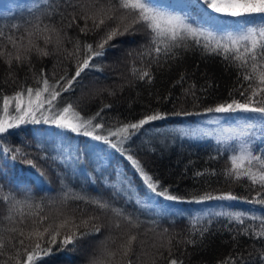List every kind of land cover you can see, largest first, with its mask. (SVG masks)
I'll list each match as a JSON object with an SVG mask.
<instances>
[{
  "label": "trees",
  "instance_id": "obj_1",
  "mask_svg": "<svg viewBox=\"0 0 264 264\" xmlns=\"http://www.w3.org/2000/svg\"><path fill=\"white\" fill-rule=\"evenodd\" d=\"M150 2L170 13L188 14L192 23L205 26L213 24L200 7L195 5V0ZM87 3L88 0H47L33 9L0 17V32H3L5 37L0 39V51L15 54L16 49L12 48L6 39L8 36L16 39L18 44L23 38L22 43L27 45L26 34L28 31H35L32 25L37 22L41 28L45 24H54L57 28H64L68 37L94 42L100 33L90 32L86 36L82 34L77 25L83 27V19L78 18L72 27H66L71 18L70 14L75 11L79 17L82 15L81 7ZM72 5L76 6L75 9ZM58 12H63L68 19L62 20ZM212 15L217 17L218 23L215 24L236 27L243 23L235 18ZM49 16L52 18L49 19ZM256 19L259 20L258 17ZM88 23L91 24V21ZM42 35L37 33L31 39L44 47V41L40 38ZM146 42L147 38L142 32L117 36L110 42L113 46H106L105 55L93 61L99 70H85L78 78L79 83L74 84L73 89L63 93L59 99L73 102L82 116H92L103 109L97 119L104 123L105 127H113L121 122H136L154 111L162 115V119L145 125L124 145L162 187H167L171 194L181 198L177 201H166L152 195L158 203L182 207H224L229 212H243L246 217L251 216L250 212L259 210L260 216H264V206L245 202L256 197L257 191H260L259 186L252 185L246 177L236 180L224 175L225 170L231 167L232 154L229 151L221 149L213 140H171L170 143H159L151 136L153 130L165 124L193 123L213 114L244 119L259 118L257 113L207 111L209 107L230 101V92L236 99L243 101L244 97H241L238 91H232L234 87L238 88L240 83L247 84L242 80L237 81L239 70L222 56L206 55L198 48L187 51L177 49L178 55L175 59L167 63L162 61L161 65H150L151 83L147 78L139 80L133 76L132 68L149 67V57L141 59L138 56L141 46ZM64 47L71 50L73 45L66 41ZM48 50L52 52L53 46L48 45ZM21 54L23 55L22 50ZM64 55L58 53L41 56L33 50L29 60L21 63L13 60L11 68L5 63L6 55L0 57V94L12 95L22 86L35 87L34 73H39L41 69L48 77L55 73L59 78L65 71L71 76L75 71V62L73 59H65ZM181 75H184L185 79L178 83ZM192 85L195 87L192 88ZM105 105L110 107L105 108ZM1 106L2 101L0 108ZM59 144L67 147L66 158L62 156L61 147L57 148ZM88 145L89 141L82 135L44 123L21 124L0 135V233L9 235L3 231L10 223L5 219L9 204L3 201V195H10L21 201L30 198L31 203L42 204L43 214L49 215L50 218H55L57 210L77 221L88 219L90 216L99 217V220L93 221L100 225L99 233L77 239L63 250H59L61 246L58 238L52 253L42 257L38 264H91L93 259H107L102 256L105 246L117 252L112 264H119L121 257L118 249L129 234L137 236L133 243V254L130 256L133 264H152L153 260L155 264H168L170 258L182 260L183 264H221L229 256L232 257L229 264H261L259 253L264 246V239H252L248 235L237 234L234 240L233 235L243 226L235 221L229 224L225 217H212L211 229L205 234L203 241L197 239L194 245L180 242L188 238L191 218L145 216L114 183L117 176L114 169L116 167L121 174H127L136 193H147L146 187L130 163L124 157L116 159L110 154V161L103 172L96 171L93 169V162L85 153L88 152ZM17 147L24 155L13 161L11 155L15 154ZM4 149L10 150L7 156L3 154ZM252 151L257 155L262 154L256 153L257 147ZM25 158L33 160L36 167L22 162ZM229 192L240 199L195 202L206 193L219 196ZM77 196L103 199L138 220L139 225L132 227L122 218L115 217L110 210L101 212L94 204L75 199ZM24 211L28 212L29 209L25 207ZM116 224L120 226L117 228ZM245 224L258 227L259 221L246 218ZM80 231L87 229L81 228ZM169 238H172L171 257L167 251ZM158 253L163 256L159 257Z\"/></svg>",
  "mask_w": 264,
  "mask_h": 264
},
{
  "label": "snow or ice",
  "instance_id": "obj_2",
  "mask_svg": "<svg viewBox=\"0 0 264 264\" xmlns=\"http://www.w3.org/2000/svg\"><path fill=\"white\" fill-rule=\"evenodd\" d=\"M47 2V0H45ZM203 14H206L208 20L212 23H218L217 17L212 14H219L225 18H235L243 21L237 25L238 31L218 32L210 27H204L200 23H192L188 14L178 15L163 11L150 3V0H88V3L81 7L82 15L77 17L75 11L70 14V20L66 27H72L76 20L83 19L84 26L79 30L85 36L90 32L100 35L94 42L82 41L79 38L67 36L64 28H57L54 24L49 26L45 24L43 28L37 22L32 25L35 31H28V43L18 44L12 36L6 37L12 48L16 49L15 54L8 52L5 54L0 51V57L6 55L5 63L9 68L13 60L21 63L30 59V54L35 52L41 56L53 54H65V59H73L75 62L74 74L69 76L64 74L56 77L55 73L51 77L45 75L43 69L39 73H34L36 86H22L12 95L0 94L2 101V114H0V135L8 133L12 128H17L21 124H52L57 128L67 129L78 135L90 137L94 141H101L111 149H115L121 156L130 163L131 168L139 176L143 185L147 189L145 198L152 195L161 197L166 201H177L180 197L169 192L167 187H162L158 180H155L143 167L139 159L135 158L127 149L123 147L130 141L140 129L152 121L162 119L159 112L154 111L145 115L136 122H121L113 127H105V124L97 118L101 116L103 109H100L92 116H82L73 102H64L59 98L63 93L73 89V85L79 83L81 74L88 69L99 70L98 65L93 63L95 58L103 57L106 53V46L110 44L117 36L125 34H136L142 32L147 38V42L141 46L138 56L143 59L149 57L148 65L142 69L132 68V74L139 80H145L151 83L152 74L150 65L155 63L161 65L169 60L175 59L178 55L177 49L187 51L188 49H199L206 55L222 56L224 60L238 69L237 81L239 87H234L233 92L238 91L243 101L236 99L229 93L231 100L218 104L216 107H209L208 112L216 113H257L259 119L255 123H246L239 133L241 138L251 134V130L260 127L264 129V0H195ZM75 9V5H72ZM59 6L57 5V9ZM211 10L209 13L208 10ZM57 13H53L55 15ZM62 20H67L63 12H58ZM259 18L257 21L256 18ZM52 17L49 16V19ZM91 21V24L88 22ZM137 25H142L138 28ZM37 33L43 34L40 38L44 41V47L31 39ZM4 34L0 32V39ZM72 43L71 50L64 47L65 42ZM48 45L53 46V51L48 50ZM23 51V55L21 54ZM185 79L180 76L181 82ZM195 85H192L194 88ZM194 95V93H192ZM10 105L13 111H9ZM105 108L110 105H105ZM180 113H177L179 115ZM190 114V113H186ZM103 129V131H100ZM111 137H115L112 140ZM9 149H4L3 154L8 155ZM15 154L11 155L13 161L18 156H23L19 147L15 148ZM77 158H79L77 156ZM22 162L36 167L31 159H23ZM103 163V160H100ZM231 167L225 170L224 175L239 180L246 177L252 185H258L260 191H257L256 197L248 199L245 202L249 204L264 206V154H255L249 145L242 144L238 153L230 157ZM122 186L126 183L129 199H135L138 205L144 204L138 194L131 191L133 182L128 180L127 174H120ZM201 175V173H197ZM67 198V197H65ZM3 201L9 204L8 215L5 217L9 221L3 231L9 235L0 233V264H38V261L52 253L53 247L57 244L59 238L60 249L73 244L77 239L86 235L100 232V225L93 221L99 220L97 216H90L88 219L79 221L65 215L57 210L55 218L45 215L44 206L40 203L33 204L30 198L26 200H16L10 195H3ZM75 199L85 200L94 204L101 212L111 211L115 217L122 218L132 227H138L139 221L134 220L132 216L126 214L122 209L113 207L103 199H90L85 196H77ZM230 200L240 199L232 193H224L219 196H212L206 193L203 197L196 199V203L204 200ZM29 209L28 212L24 208ZM15 213V215H13ZM212 217H225L229 224L235 221L243 227L233 235H248L252 239H264V216L257 217L251 215L246 217L243 212L218 211L215 213L197 214L190 219L188 238L180 241L185 244L194 245L197 239L203 241L206 233L211 229ZM259 221V226L245 224V219ZM120 225L116 224L118 228ZM85 228L87 231L81 232ZM167 230H165L166 232ZM137 240L135 234H129L127 240L119 246L120 261L119 264H133L130 256L133 254V243ZM27 241V243H26ZM169 257L172 256V238L168 240ZM117 252L109 250L106 246L102 250V256L107 259H93L91 264H112ZM162 257V253L157 254ZM232 257L229 256L221 264H229ZM259 261L264 264V246L259 253ZM152 264H155L153 260ZM168 264H183L182 260L170 258Z\"/></svg>",
  "mask_w": 264,
  "mask_h": 264
},
{
  "label": "rangeland",
  "instance_id": "obj_3",
  "mask_svg": "<svg viewBox=\"0 0 264 264\" xmlns=\"http://www.w3.org/2000/svg\"><path fill=\"white\" fill-rule=\"evenodd\" d=\"M45 0H0V17L11 15L15 12H20L24 10L33 9L41 4ZM153 6L154 3L150 2ZM158 8V7H157ZM166 11L162 8H159ZM176 14V13H172ZM204 27H210L214 31L223 32L228 31H238L236 27H229L223 24H211L209 26L202 25ZM3 106V105H2ZM2 106L0 108V114H2ZM9 111H13V106L10 105ZM259 118L244 119L236 116H224L213 114L205 118L198 119L197 121L190 123H170L165 124L152 132V139L158 141L159 143H170L172 141H203V140H213L218 144L221 149L229 151L232 155L238 153L242 144H247L250 146L251 150L257 147L258 154H264V129L256 127L251 130V134L241 138L239 133L243 129L246 123H255ZM100 131H103L101 129ZM84 137V136H83ZM89 141L87 146L88 152H85L87 158L93 162V169L96 171H102L107 166L109 155H113L116 159H120L123 156L115 149H111L108 145L101 141H94L90 137H84ZM115 140V137H111ZM172 140V141H171ZM58 144V143H57ZM125 145V144H124ZM123 145V147H124ZM61 147L62 156L67 157V147L59 144L58 149ZM231 155V156H232ZM125 158V157H124ZM103 160V163H100ZM117 173L121 174V171L116 167L114 168ZM103 172V171H102ZM114 183L123 192H125L128 197V188L126 183L122 186L121 178L117 175L114 178ZM131 191L135 194L136 191L132 187ZM139 195V194H138ZM142 199L145 195H139ZM132 200L141 212L147 217H184L192 218L197 214L215 213L218 211H228L224 207H182V206H168L162 203H158L154 196L144 199L143 205H138L136 200ZM236 211V210H235ZM229 212V211H228ZM250 215H255L260 217L261 213L259 210H255L249 213Z\"/></svg>",
  "mask_w": 264,
  "mask_h": 264
}]
</instances>
